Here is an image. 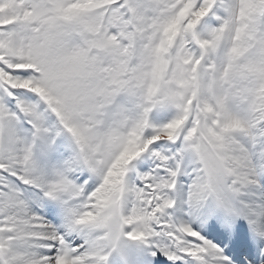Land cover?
Returning <instances> with one entry per match:
<instances>
[{
  "label": "snow or ice",
  "instance_id": "6c2138e0",
  "mask_svg": "<svg viewBox=\"0 0 264 264\" xmlns=\"http://www.w3.org/2000/svg\"><path fill=\"white\" fill-rule=\"evenodd\" d=\"M0 264H264V0H0Z\"/></svg>",
  "mask_w": 264,
  "mask_h": 264
}]
</instances>
